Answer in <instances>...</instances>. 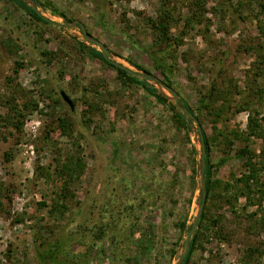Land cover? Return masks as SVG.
<instances>
[{
  "label": "rangeland",
  "instance_id": "rangeland-1",
  "mask_svg": "<svg viewBox=\"0 0 264 264\" xmlns=\"http://www.w3.org/2000/svg\"><path fill=\"white\" fill-rule=\"evenodd\" d=\"M39 3L44 6L42 0ZM51 3L72 19L68 23H82L88 35L111 52L110 59L145 73L128 63L127 57L151 71L153 77L162 78L142 52L154 38L144 17L159 16V0ZM168 5L176 19L189 13L180 0H170ZM231 6L228 0H207L208 20L188 27L173 57L165 55L162 60L174 67V89L181 94V104L207 102L205 94L215 80L217 89L210 93L223 91L227 98L224 116L228 120L224 124L240 133L247 128L249 112L234 110L250 93L248 85L255 76L257 86L264 88V61L245 47L261 45L264 54V35L252 17L239 18L246 11L239 14V7ZM45 9L38 8L50 22L41 24L10 0H0V264H43L38 251L51 241L61 248L68 244L71 249L67 260L60 248L52 264H176L174 256L184 251L200 194L201 146L193 129L174 127L171 93L165 91L170 99L163 105L139 84L124 87L113 69L79 50L80 44L99 48L78 25L69 31L62 26L65 19L49 6ZM182 29L180 19L169 32L180 37ZM44 52L52 54L44 56ZM210 68L214 76L209 75ZM236 88L239 92L232 93ZM198 89L204 92L202 99ZM61 91L73 108L60 98ZM249 102L258 103L256 98ZM92 103L100 105L94 114L88 112ZM13 104L24 114L19 129L2 120ZM219 104L214 102L213 107ZM260 109L264 112V103ZM88 117L89 125H85ZM61 118L71 125L68 134L59 128ZM210 119L209 114L201 127L219 141V130L213 129ZM190 123L197 128L196 122ZM221 123L219 120L217 125ZM262 143L252 136L248 144L239 140L235 147L248 145L259 152ZM219 148L215 144L211 160L226 157ZM78 157L80 164L76 163ZM242 173H246L242 160L230 156L215 168L213 178L225 181L231 174L239 177ZM259 177L264 183V172L260 171ZM64 183L69 189L65 199L68 209L63 215L50 216L49 206ZM261 205H251L240 197L237 214L227 206L210 205L209 215L224 216L220 225L225 240L215 237L210 227L199 229L197 224L193 235L199 231L207 239L203 238L202 248L190 264H264V229L248 217L257 211L258 219L264 200ZM183 219L186 228L182 230L175 222ZM78 223L84 225L83 230ZM99 224L105 225V236L92 246L90 257L79 259L75 253L82 247L77 241L69 244V238L75 233V237L85 236L91 242L90 230L96 231ZM250 248L260 249L261 254L248 257Z\"/></svg>",
  "mask_w": 264,
  "mask_h": 264
},
{
  "label": "trees",
  "instance_id": "trees-1",
  "mask_svg": "<svg viewBox=\"0 0 264 264\" xmlns=\"http://www.w3.org/2000/svg\"><path fill=\"white\" fill-rule=\"evenodd\" d=\"M11 2L15 3L18 7H20L23 11L26 12V14L33 20H35L38 23L41 24H47L49 23V19L41 15L37 12V10L30 5H27L23 0H10ZM35 3H39L41 0H34ZM43 1V7L49 6L52 12H55L58 16L65 19L67 22H70L72 19L68 17L63 11L59 10L57 7H55L51 0H42ZM160 1V8H159V16L155 19L150 16H145L144 20L146 22V25H149V27L152 30V34L154 35L152 44H148L142 47V52L146 55L147 58L150 59L152 62V65L154 69L158 70L161 74L162 78L158 79V81L165 87L174 89V67L171 65H168L166 62H164L162 59L166 55H170L173 57L174 52L177 51V47L181 45V42H183L182 35L187 32L188 27H190L192 24H201L204 23V21L208 20V18L205 17V14L207 12V0H180L181 2L185 3L186 6L189 7V13L187 16L182 17L181 14L178 15L179 19H176L174 17V14L171 10V6H169L170 0H159ZM228 0L229 5L233 6V9H236L238 6L239 9L237 12L241 14L242 10L246 11L243 15H240L239 18L245 20V19H254L256 21L258 32L262 35H264V0ZM234 2V3H233ZM231 6V7H232ZM183 20V29L181 30L180 37H173L170 34V28L172 26H175L179 20ZM208 28V25L206 26ZM257 47H259L257 49ZM247 51L252 50L256 56L260 58V62L264 61V54L262 53V47L261 45L256 46L255 44H248L247 47H245ZM79 50L83 52H88L90 56L97 58L102 61V63L108 67L113 69L116 72V78L120 81V83L124 86H130L132 84H139L144 91L154 97L156 101L160 104L165 105L168 102V98L164 96L163 94L159 93L157 89L153 86H151L145 79H140L137 76H134L130 74L126 69L120 68L117 65L114 64V62L110 59H105L101 52L97 50L94 47H88L86 45L80 44ZM172 52V53H170ZM51 52H44L43 55H51ZM125 60H127L128 63L135 66L138 69H143L146 74L149 76H153L151 71L147 70L144 66L139 65L135 63L134 61L130 60L129 58L125 57ZM214 62V60H212ZM213 68H216V64L212 63ZM260 68V67H259ZM213 69V70H214ZM257 74V73H255ZM209 75L214 76V71L212 72V68L209 69ZM256 76L252 79L251 83L248 85L250 87V93L247 96L242 97V102L239 104V107H237L234 112L237 113L239 111H248L249 115L247 116V128L245 131H240V133L236 130H228L226 125L224 124L228 117H226L225 109L224 107L227 106V98L226 94L223 95V91H217L216 94H211L210 91H216L217 88H215V80L212 81V84L210 85V90L208 94H205L208 96L209 100L207 102H202L198 100L196 102V105H191L186 103L185 101L182 102V105L187 108L188 112H190L193 117L197 120L199 127L201 129L202 137L200 139L201 143L203 144V148L205 150L203 161H204V169H203V176L205 179V188H206V194L204 199V206L202 214L198 221V228H211L212 234L217 238H222L225 240L224 236L221 234L223 227L220 225L222 218L224 217L223 214H210L209 206H215L217 208H220L222 206H227L229 211H232L234 214L236 211V204L240 197H245L247 199V202H249L251 205L257 204L261 208L262 201L264 200V183L260 182L259 175L260 171L264 172V123H260L261 119H259V115H262V120L264 122V112H259L260 106L264 103V88L262 86H257L256 82ZM234 87L236 85H233ZM236 90V91H235ZM234 92H239V90L236 88ZM199 94V98L202 99V95L204 94L203 91L197 90ZM231 91V89H230ZM179 96V101L181 102V94L178 91H175ZM96 93V91H95ZM203 93V94H202ZM173 94V93H171ZM204 96V95H203ZM62 96L60 95V98ZM256 98L257 102L256 105L253 104L251 99ZM220 101V104L213 107L214 102ZM60 102V100L58 101ZM250 103V104H249ZM198 104V105H197ZM11 109H9L8 115L3 117V121L7 124H12L16 126L17 129L21 124V117L24 116L23 112H21L16 104L11 105ZM257 106V107H256ZM90 110L88 112L95 113V110H100V105L97 104H90L89 105ZM171 110V120L174 124V127L178 130L180 129H188L189 125L188 122L185 120V115L181 112H179L174 104L170 103L169 106ZM196 108V111L194 110ZM213 110V111H212ZM211 115L212 119H210L213 129L219 130V134L221 136V140L213 139L210 136H207L204 132L203 128L201 127L202 121L206 118V116ZM15 120V121H14ZM219 120H222V123L218 126L217 122ZM85 125H89L90 118L88 117L87 120L83 121ZM89 127V126H88ZM59 128L62 130L63 133L68 134L67 131L70 132L71 125L67 121V118H61L59 120ZM185 138L186 140H189L188 134L185 132ZM256 137L260 138L263 142L259 152H256L250 148H248V145L235 147L236 141H246V144L249 143L250 137ZM215 144H218L220 146V150H222V153L226 155V157L218 158L215 161L211 160V154L213 153L215 147ZM233 154L231 155V153ZM232 156L233 158H239L242 160L244 168L246 169V173H242L239 177H236L234 174L230 175V178L228 180L222 181L220 179L213 178L214 170L216 167L221 166L224 164V162L228 159V157ZM76 163L80 164V158L78 157L76 159ZM115 169V168H114ZM115 171V170H114ZM113 171V172H114ZM67 183V182H66ZM64 183L61 186V189L59 191V194L57 195V200H54L51 202L49 209L47 211L48 215H63L65 211L68 209L65 205V199L68 196V185ZM242 184V185H240ZM258 198V199H257ZM9 199V198H8ZM42 206H47L45 203H41ZM3 208V203L0 199V210ZM135 213V212H133ZM257 211H252L248 213L249 218H253L255 222H257V225L259 226L260 230L264 229V211L262 212L261 216L256 219L255 214ZM237 214V213H236ZM136 218V217H135ZM175 225L179 227L180 229L186 228V221L178 220L175 222ZM84 225L82 223H78V228H81L83 230ZM134 227V225H133ZM190 227L188 228V230ZM198 229V230H199ZM96 231L90 230L89 237L92 241L86 240V237L81 236L80 238L75 237V233L72 238H69L70 243L72 244L77 241L79 245H81L80 252L77 251L75 253V256H78V258H86L90 257L92 255V246L99 242L103 236H105V225L99 224L95 226ZM129 234L132 235L134 232V229H129ZM78 234L81 231H76ZM221 234V235H220ZM88 236V235H87ZM34 237H37V234L34 232ZM203 238L207 239L205 236L200 234L199 231H196V233L191 237L189 241V249L187 251V254L183 260L182 264H190L192 256L194 253L199 249L202 248V240ZM140 241L144 240V237H141L139 239ZM151 242V240H150ZM143 243V242H141ZM46 248L42 251H38V256L43 261V264H52L53 258L55 256V253L61 248L59 246V243L57 241H51L49 243H46ZM68 247V244L65 248H61L62 255L67 258V260L71 257V249ZM141 247V246H140ZM248 257H251L253 254H261L260 249L258 248H250L248 249ZM81 253V254H80Z\"/></svg>",
  "mask_w": 264,
  "mask_h": 264
},
{
  "label": "water",
  "instance_id": "water-1",
  "mask_svg": "<svg viewBox=\"0 0 264 264\" xmlns=\"http://www.w3.org/2000/svg\"><path fill=\"white\" fill-rule=\"evenodd\" d=\"M23 1L27 5H30L31 7L35 8L37 10V12L40 13V14H41V12L38 10L39 7H41L44 10V12H46V10H47L40 3H38V4L35 3L34 0H23ZM58 17H60V16H58ZM60 18H62V17H60ZM77 25L80 27L83 35L88 40H90L91 42L95 43L98 46V48H99L98 50L101 52L102 56L105 59H110V57L112 56L111 52L100 41L96 40L95 38L90 37L88 35V33L86 32V29H85L84 25L82 23H80L78 20H74L71 23H68V22L64 21L62 26L68 28V30L70 31L73 27H75ZM110 60H112V59H110ZM112 61L118 67L126 69L130 74H132L134 76H137L140 79H145L151 86L155 87L159 93L163 94L168 99H170V96L167 93H165V91H167L169 93H173L172 94V96H173L172 99L174 101V105L176 106V108H177V110L179 112H181V113H183L185 115V120L188 122L189 127H191L193 129V133H194V135L196 137V140L200 143V146H201V161H200V165L198 166V173H199L198 175H199V178H200L201 185H200V194L197 197V213H196V215L194 217V220H193V222L191 224V227H190V229H189V231H188V233L186 235V238H185V241H184L185 248H184L183 253L176 254L174 256V258L176 259V264H182L186 254H187V251L189 249V246H190V244H189L190 238L193 235V233H194V231H195V229L197 227L199 218H200V216L202 214L203 206H204V199H205V194H206L205 179H204V176H203V169H204V165H205L204 161H203V157H204L205 150L203 148V144L200 141V139L202 137L201 129L199 127V124H198L197 120L193 117V115L190 112H188L187 108L184 107L180 103L179 96L174 90H172L171 88L163 86L158 81V78H156V77L149 76L146 73H140L138 71H134V70L128 68L127 66H125L124 64L119 63L118 61H115V60H112ZM60 93H61V96L64 99V101L67 102L70 105L71 108H73L72 101L70 100V98L63 91H61ZM190 120H193L194 122H196L197 128H194V127L191 126Z\"/></svg>",
  "mask_w": 264,
  "mask_h": 264
}]
</instances>
